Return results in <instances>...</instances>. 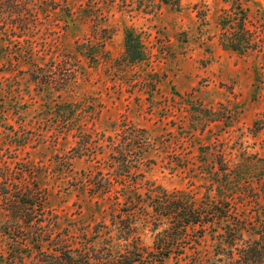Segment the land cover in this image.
<instances>
[{
    "label": "rangeland",
    "instance_id": "1",
    "mask_svg": "<svg viewBox=\"0 0 264 264\" xmlns=\"http://www.w3.org/2000/svg\"><path fill=\"white\" fill-rule=\"evenodd\" d=\"M26 6L33 15L26 20H0V181L7 176L43 191L57 216L51 229L72 237L73 246L83 235L97 246L107 238L92 232L110 224V195L91 192L88 180L98 170L115 176L106 167L113 149L105 140L120 141L127 128L144 132L148 142L137 157L146 188L203 194L220 154L235 169L248 156L264 158V0ZM225 10L244 12L254 32L257 45L244 55L220 45ZM21 25L26 29H15ZM127 32L139 38L143 61L126 60ZM86 142L93 155L83 150ZM146 188L124 192L134 197ZM6 208L0 196V244L2 226L12 221ZM137 224L150 246L144 222ZM111 236L113 248L121 247L113 230Z\"/></svg>",
    "mask_w": 264,
    "mask_h": 264
},
{
    "label": "trees",
    "instance_id": "2",
    "mask_svg": "<svg viewBox=\"0 0 264 264\" xmlns=\"http://www.w3.org/2000/svg\"><path fill=\"white\" fill-rule=\"evenodd\" d=\"M28 1L35 0H0L2 23L6 24L7 17L23 21L33 16L26 6ZM230 13L225 10L219 20L223 31L220 45L244 55L257 45L254 32L247 27L244 12ZM20 27L15 29H26ZM124 42L129 63L144 60L143 46L135 34L127 32ZM105 141L113 149L106 167L115 176L98 170L88 180L91 192L110 195V224H97L92 232L93 238H97L105 231L107 238L103 243L94 245L92 238L83 235L82 245L76 247L70 244L69 235L61 238L60 233L51 229L57 216L46 208L45 193L19 187L3 176L0 196L12 221L1 228L0 264H166L170 259L173 264H264L263 157L254 160L253 155L248 156L247 164L241 163L235 169L220 154L216 164L209 168L210 183L203 194L186 190L169 193L146 188V182L139 181L143 176L137 173V157L148 147L144 132L130 127L120 141ZM83 150L95 153L87 142ZM144 187L143 194L125 195L126 188L138 191ZM143 203L151 211L149 217ZM139 220L151 234L150 246L142 244ZM111 230L115 232V241L122 243L117 249L112 246Z\"/></svg>",
    "mask_w": 264,
    "mask_h": 264
}]
</instances>
